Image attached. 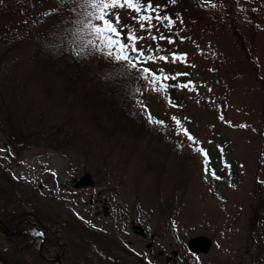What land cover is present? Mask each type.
Instances as JSON below:
<instances>
[{
    "label": "rangeland",
    "instance_id": "obj_1",
    "mask_svg": "<svg viewBox=\"0 0 264 264\" xmlns=\"http://www.w3.org/2000/svg\"><path fill=\"white\" fill-rule=\"evenodd\" d=\"M152 2L159 5L153 15L169 16L171 28L153 18L154 27L142 30L131 10L116 11L119 38L127 42L128 30L143 37L137 44L156 57L147 60L153 72L192 82L167 102L159 90L164 80L153 86L144 77L133 78L139 86V106L163 121L154 123L153 138L160 141L153 145L154 152L160 156L164 143L166 149L170 145L186 170V186L173 216L159 217L156 208L170 184L161 180L158 194L152 171L145 170L138 156L115 151L113 176L109 169L96 181L97 159L104 152L96 132L66 152L38 148L20 151L17 157L0 134V173L10 181L5 197L31 211L35 202L40 215L59 226L67 222L111 236L110 245L118 253L108 243L103 254L119 264H264V0ZM50 5L46 0H0V47H11L19 55L11 74L24 88L23 98L28 95L29 102L57 117L64 108L58 97L43 95L42 70L33 56L36 40L30 41L33 33L43 31L40 26L46 24L40 20ZM232 26L243 47L232 36ZM151 36L171 37L173 42ZM171 53L186 55L173 60ZM47 74L49 82L56 81L55 74ZM66 105L79 115L75 106ZM183 129L195 141H189ZM199 147L210 160L202 161ZM88 257L100 264L96 255Z\"/></svg>",
    "mask_w": 264,
    "mask_h": 264
},
{
    "label": "trees",
    "instance_id": "obj_2",
    "mask_svg": "<svg viewBox=\"0 0 264 264\" xmlns=\"http://www.w3.org/2000/svg\"><path fill=\"white\" fill-rule=\"evenodd\" d=\"M46 1L51 2V5L40 20L46 25L40 26L43 31L33 33L30 41L36 40L35 51L41 57L33 52L34 58L37 57L36 68L42 70L43 95L46 98L58 97L64 113L56 117V113L51 110L49 112L46 107L40 105L39 109L36 102H29L28 95L23 98L24 88L15 83L14 75L11 74L19 55L11 47L1 46L0 134L6 145L16 157L20 151L38 148L62 153L90 139L88 133L96 132L98 135L95 136L104 143L102 150L108 154L103 155L104 152H101L97 159L94 176L98 179L96 181H100L109 169V177L113 176L115 160L111 156L115 151L129 154V157L138 156L145 170L152 171L158 194L162 187L159 185L161 180L170 184L156 208L159 217H172L181 197V189L186 186V170L175 153L170 152L173 149L170 145L166 149L164 143L165 149L160 148L163 150L160 156L156 155L157 151L154 152L156 149L153 145L159 146L160 141L153 138L155 124L149 122L148 118H157L145 107L139 106L136 98L139 86L133 79L151 75L153 71L147 63L148 58H142V64L136 69H129L123 62L110 59L88 44L89 39L94 37H90L87 31H78V11L74 15L69 14L71 0H68L66 6H61V0ZM232 27L235 30L231 31L232 36L243 47V38ZM244 52H247V46ZM143 67H148L151 72L143 73ZM48 71L55 74V82H49ZM45 78L48 83L44 82ZM164 84L166 87L160 90V96L167 102H172L182 88L178 85H183V82L167 79ZM66 104L75 106L79 115ZM52 116L57 119L51 120ZM106 148L108 152L105 151ZM202 157V161H207L209 155L207 159ZM176 168L178 172L175 173ZM6 182L10 181L2 171L0 264H56L54 259L57 257H60V264H95L88 254L96 255L100 264L111 260L107 264H119V260L115 262L114 256L103 254L104 246L107 247L108 243L110 245L111 236L108 238L104 233H96L89 228L77 229L74 224L67 222H64V226H59L49 216H41L40 211L36 210L38 208L34 205L35 202L32 206L34 211L10 204L9 198L5 197L9 191ZM34 192L35 190L33 194ZM162 205H165L166 210ZM23 220L33 225L22 224L16 229ZM41 226H46L49 231L42 230ZM4 227L8 230L5 231ZM96 242L102 247L97 246ZM94 244L95 247L91 246ZM114 247H110V250L118 253Z\"/></svg>",
    "mask_w": 264,
    "mask_h": 264
},
{
    "label": "snow or ice",
    "instance_id": "obj_3",
    "mask_svg": "<svg viewBox=\"0 0 264 264\" xmlns=\"http://www.w3.org/2000/svg\"><path fill=\"white\" fill-rule=\"evenodd\" d=\"M67 2L68 0H61V6H66ZM170 2L175 3L176 0H170ZM71 5L69 14L74 15L77 11L79 13L77 23L80 25V28L78 31H87L90 37H94V39H89L88 44L97 51L107 55L110 59L123 62L129 69H136L142 64V57L147 54L137 44V41L143 39V37L135 34L133 31H127V42L119 38L121 36L118 27L120 24V14L116 10L126 8L135 13L132 18L137 21L139 28L142 30L154 27L152 23L153 18L157 22L166 21L169 28L174 24V21L167 15H153L158 12L159 5L154 6L152 0H71ZM150 39H166L168 43L173 42L171 37L164 36H151ZM185 55V53H171L173 60H182ZM147 58L152 60L156 57L147 55ZM159 59L167 60L168 57L160 56ZM141 71L143 73L151 72L148 67H143ZM183 75H187V73ZM144 78L150 80L153 86L157 81L175 79L174 77L158 76L155 72H151L150 76H145ZM191 83V81H188L187 84L178 86L186 88ZM165 87V84L160 83L159 90L162 91ZM148 119L149 122L163 124V121L154 120L151 116ZM172 119L180 126V121L176 120V117H172ZM241 127H246V125H241ZM183 131L189 141H195V138L186 129H183ZM196 150L207 159L208 154L203 147H199ZM212 175L219 179V177L215 176V173H212Z\"/></svg>",
    "mask_w": 264,
    "mask_h": 264
},
{
    "label": "water",
    "instance_id": "obj_4",
    "mask_svg": "<svg viewBox=\"0 0 264 264\" xmlns=\"http://www.w3.org/2000/svg\"><path fill=\"white\" fill-rule=\"evenodd\" d=\"M0 224H2L1 222H0ZM45 230H46V228H44ZM199 244H201V242L199 241ZM192 249H195V248H197V247H191ZM41 250H42V245L40 246V248H39V251L41 252ZM59 260H60V258L59 257H57L56 259H55V261L58 263V264H60L59 263Z\"/></svg>",
    "mask_w": 264,
    "mask_h": 264
}]
</instances>
